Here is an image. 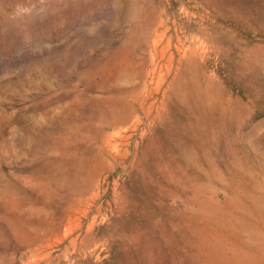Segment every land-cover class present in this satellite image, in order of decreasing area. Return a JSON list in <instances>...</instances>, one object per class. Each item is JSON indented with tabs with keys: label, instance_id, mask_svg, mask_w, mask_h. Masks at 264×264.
Wrapping results in <instances>:
<instances>
[{
	"label": "rangeland",
	"instance_id": "374dc122",
	"mask_svg": "<svg viewBox=\"0 0 264 264\" xmlns=\"http://www.w3.org/2000/svg\"><path fill=\"white\" fill-rule=\"evenodd\" d=\"M0 264H264V0H0Z\"/></svg>",
	"mask_w": 264,
	"mask_h": 264
}]
</instances>
